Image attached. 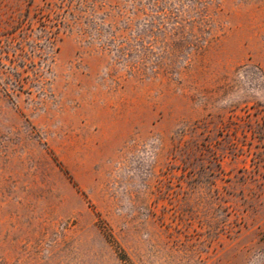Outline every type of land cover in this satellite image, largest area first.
Returning a JSON list of instances; mask_svg holds the SVG:
<instances>
[{
	"label": "rangeland",
	"instance_id": "374dc122",
	"mask_svg": "<svg viewBox=\"0 0 264 264\" xmlns=\"http://www.w3.org/2000/svg\"><path fill=\"white\" fill-rule=\"evenodd\" d=\"M0 264H264V0H0Z\"/></svg>",
	"mask_w": 264,
	"mask_h": 264
}]
</instances>
